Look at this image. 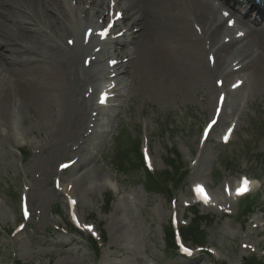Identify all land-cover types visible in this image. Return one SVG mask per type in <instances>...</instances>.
<instances>
[{"label": "rangeland", "instance_id": "obj_1", "mask_svg": "<svg viewBox=\"0 0 264 264\" xmlns=\"http://www.w3.org/2000/svg\"><path fill=\"white\" fill-rule=\"evenodd\" d=\"M54 34L53 42L58 44V35ZM68 37L71 38L64 35L60 39L64 47ZM205 57L206 54L202 56L204 63ZM79 63L81 66V57ZM99 69H93L91 75ZM242 74L250 78L251 71L244 69ZM122 77L118 88L123 93V85L130 82L126 76L121 80ZM216 79L217 72L200 73L188 91H173L162 101L143 91V95L131 91L126 101L123 97L115 100L113 109L99 110L91 142L82 149L77 161L82 168L76 170L77 166H73L59 175L67 185L85 169L88 173L86 189L75 188L73 200L78 220L85 224L93 222L105 235L106 243L98 257L84 241L86 232L84 235L70 233L68 200L54 189L55 168L73 159V145L78 141L54 132L56 125L52 122L58 112V99H48L44 120L32 118L34 107L30 112L22 109L21 121L20 117L14 121L13 116L4 122L1 120L0 264H243L242 259L250 257L252 250L256 256H264L261 250L264 246V84L239 91L236 98L230 96L225 117L209 142L202 146L200 130L210 119L216 96L222 91L208 92V86L215 87ZM101 83L97 80L95 86ZM133 83L138 84V80ZM5 97L13 107L21 95L0 94V100ZM96 98L97 94L93 95V103ZM229 122H235L237 128L231 142L221 146L218 134ZM3 123L12 130L16 127L17 133L9 132ZM123 138L125 143L140 141L142 147L148 146L153 174L166 170L164 162L169 158L168 153L180 155L179 162L188 174L176 188L169 186L173 198L167 193L145 191L143 171L129 172L126 176L118 171L114 162L116 145L122 144ZM65 150L69 153L62 154ZM19 151L27 152L28 158L24 159ZM89 159L91 163L87 164ZM47 170L52 174L47 175ZM241 175L257 180L256 193L251 195L256 201L254 212L245 221L236 217L240 201L226 203L222 192L223 183H235ZM197 182L207 184L212 199L217 205L222 203L218 207L226 208L230 215L216 207L199 208V214L213 216L208 225L201 226L205 233L203 244L213 255L194 251L195 256L184 258L167 250L164 230L173 213L179 226L193 217L185 205L190 202L191 185ZM26 191L30 192L32 217L24 231L16 235V227L21 223L20 198ZM33 199L39 204L32 203ZM123 220L128 228H124ZM187 245L193 247L189 242ZM246 245L251 249H243Z\"/></svg>", "mask_w": 264, "mask_h": 264}, {"label": "bare ground", "instance_id": "obj_2", "mask_svg": "<svg viewBox=\"0 0 264 264\" xmlns=\"http://www.w3.org/2000/svg\"><path fill=\"white\" fill-rule=\"evenodd\" d=\"M72 1L78 3L76 8L71 5ZM111 3L121 7L122 20H126L123 37L110 41L122 58L128 59L127 64H118L116 69L130 82L123 85V93L118 91V97L124 96L125 101L131 91L140 94L143 91L157 100H166L173 91H188L200 73L207 75L212 71L221 79V89H226L227 80L236 74L230 69L231 63L234 68L251 71L239 91L264 84V14L261 23L249 25V16L238 17L235 10L230 11L245 42L242 49L236 51L235 38L228 43L220 41L222 37L230 38V30L223 26L222 16L218 15L221 8L208 0H0V94L21 95L13 107L9 106L7 97L0 100V121L12 116L14 121L19 117L21 121L22 109L30 112L31 107L35 109L32 118L44 120L48 99L57 98L60 104H57L58 112L52 125H56V134L78 139L73 145L76 170L82 168L77 165L82 149L91 142L88 124L94 127L92 132L98 125L99 116L90 117L91 111L97 109L92 96L96 91L95 81L104 77L102 69L97 75H91L95 66L101 67L100 58L91 61L88 69L84 67L86 59L98 55L96 49L101 45L96 40L84 44L83 30L87 24L93 25L94 15L105 18L106 12L108 16ZM193 26L198 27L197 34ZM54 33L58 35V44L53 42ZM64 35L71 36L72 47L60 43ZM128 45L130 49L123 51ZM204 53L214 56L211 69L203 62ZM120 54L112 61L118 60ZM135 80L138 84L133 83ZM91 88V98L86 99L85 93ZM214 90L215 87L208 86L209 93ZM3 124L9 132H14L13 124V130L7 123ZM6 129L3 131L7 132ZM68 153L65 150L62 154ZM50 173L51 170L46 171L47 175ZM87 174L86 169L80 172L68 193L61 184L59 193L72 196L75 188L85 190ZM32 203L39 204L35 199ZM49 205L50 202L45 206ZM123 222L124 228H128V223Z\"/></svg>", "mask_w": 264, "mask_h": 264}, {"label": "trees", "instance_id": "obj_3", "mask_svg": "<svg viewBox=\"0 0 264 264\" xmlns=\"http://www.w3.org/2000/svg\"><path fill=\"white\" fill-rule=\"evenodd\" d=\"M124 142L121 144L118 142L117 144V153L116 157L114 159L115 165L118 168V171L126 176L129 174V172H136L139 171L140 169H143V163L141 159V155L138 150V142L136 144L127 142L125 143V138ZM176 155V154H175ZM169 163V171H164L161 174H158L157 176H151L148 173L144 172V180L142 181L143 188L145 191L148 193H153V194H163V193H169L168 191V185L171 184H177L181 179L182 176L179 173V168L175 166V162L173 159L168 161ZM106 208H108V204H106ZM249 209H247L248 211ZM194 213V220L192 224L184 229L182 231V234L184 238L192 243H203L204 242V232L200 230L201 225L208 224L210 222L209 218H202L199 217L196 213ZM165 245L167 249L171 252H174V244H173V239L171 236L170 231L165 232ZM91 248L94 250L96 253L95 249V244L94 243H89ZM246 264H256L255 260H249Z\"/></svg>", "mask_w": 264, "mask_h": 264}, {"label": "snow or ice", "instance_id": "obj_4", "mask_svg": "<svg viewBox=\"0 0 264 264\" xmlns=\"http://www.w3.org/2000/svg\"><path fill=\"white\" fill-rule=\"evenodd\" d=\"M247 183H248L247 181H244L245 188H244V189H238V190H237V194H238V195L243 194V191L246 190ZM196 191H197L198 193L203 194V189H202V188H199V187H198V188L196 189ZM203 198H204L205 201L208 200V197H207L206 195H204ZM185 251L187 252L188 250L185 249ZM190 254H191V253H189V255H190Z\"/></svg>", "mask_w": 264, "mask_h": 264}]
</instances>
